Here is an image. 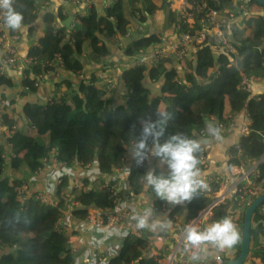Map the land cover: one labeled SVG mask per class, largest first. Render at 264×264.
Returning a JSON list of instances; mask_svg holds the SVG:
<instances>
[{
  "label": "trees",
  "instance_id": "trees-1",
  "mask_svg": "<svg viewBox=\"0 0 264 264\" xmlns=\"http://www.w3.org/2000/svg\"><path fill=\"white\" fill-rule=\"evenodd\" d=\"M9 5L23 13V25L28 26L27 38L32 42L27 58L34 60L30 67L23 69L20 84L25 91L22 95L36 90V77L53 71L56 64L78 75L86 65H102L109 59L112 55L110 44L117 45L125 56L132 57L161 44L165 32L190 28L179 21L176 11L166 0H113L102 15L92 4L70 27L56 26L57 16L53 11H47L43 20H39V0H9ZM251 8L253 13L243 16L231 27L236 54H228L206 41L192 50L194 62H189L183 75L171 67L167 57L153 68L134 64L123 70L121 76L126 88L123 104L115 105V91L109 92L104 86H98L101 70L79 79L78 88L72 79L56 83L58 90L61 86L64 89L45 103L27 102L23 107V120L8 121L6 115L12 116L10 107L14 101L7 104L0 101V113L4 114L7 126H15L8 137L14 154L9 160V174L3 171L7 162L3 156L6 147L0 140V264H80L70 244L75 232L60 226L64 211L72 207V215L85 219L89 209L105 212L114 207L109 193L101 185L107 180L110 183L117 181L115 170L126 168L130 152L124 146L129 131L136 125L138 133L142 119H156L158 107L172 114L166 134L182 131L201 141L207 118L214 116L222 122L224 135L236 115L247 109L251 118L250 131L240 138L239 146L244 154L254 158L264 155V93L250 97L249 92L239 88L241 72L253 79L264 78V15L256 0L251 1ZM158 15L160 19L156 17ZM134 21H151L158 31L140 34L123 46L120 38L129 35V26ZM9 29L12 34L19 33L18 29ZM55 53L60 61L52 60ZM235 57L236 64L232 62ZM146 77L150 80L149 85L144 82ZM178 77L183 79L178 81ZM156 83L161 85L159 94L151 91V84ZM18 85L0 70V87L15 88ZM203 151L201 146L199 159ZM237 151L234 144L229 153L232 155ZM51 154L58 163L70 168L95 154L101 176L96 178V184L91 183L90 177L80 178L85 186L76 188L64 174L59 178L56 191L52 192L57 204L44 203L34 196L19 204L17 188L44 170V158ZM233 163L236 160L229 158L228 166ZM151 166L159 170L158 158L153 157L143 164H137L135 159L132 161L130 174L123 180L130 185L131 198L146 193L154 199L150 189L143 188L141 179L146 168ZM260 171L264 178V162ZM210 202V198L200 193L191 201L167 204L168 210L156 213L167 215L170 221L183 217L187 223ZM230 206L228 203L216 208L215 219L229 215ZM239 230L241 240L234 248L236 256L242 246L243 222ZM162 233L145 227L139 236H123L119 251L102 264H159V257L167 249L155 257L147 256V252L151 240ZM251 233L255 236V244L246 261L264 264V224L258 223L255 229L252 227Z\"/></svg>",
  "mask_w": 264,
  "mask_h": 264
},
{
  "label": "built area",
  "instance_id": "built-area-1",
  "mask_svg": "<svg viewBox=\"0 0 264 264\" xmlns=\"http://www.w3.org/2000/svg\"><path fill=\"white\" fill-rule=\"evenodd\" d=\"M69 1L79 2V0ZM166 1L169 3L171 9L176 11L179 21L182 24H187L190 28L183 31L172 30L173 38L171 40L164 42L166 39L165 35V39L161 44L154 45L144 53L138 54L134 60V64L146 65L153 68L158 65L163 57H167L171 60V67L175 68L178 73L180 71L181 75L188 70L189 62H194L192 50L197 45L206 41L220 47L228 54H236L237 50L231 33V27L234 23L240 21L243 16L254 12L251 8L252 0ZM8 6L9 0H0V45L3 48V58L0 62V70L3 73L19 66L23 67V69L30 67L34 60L33 58H22L19 54L18 43L20 35L17 33H10L9 27L4 22ZM261 10L264 15V7H262ZM138 31L140 34L145 32V23H141V25L138 26ZM54 59L60 61L57 54ZM52 60L50 62H52ZM232 62L234 64L237 63L236 57ZM57 67H60V65L58 64ZM241 76L242 80L239 84V88L249 92L250 97H252V84L255 79L248 77L244 72H241ZM182 79L183 78L180 77L177 78L178 81H181ZM99 80L103 82L104 88L109 92H113L118 88L117 74L101 71L99 73ZM39 86V80H37L35 82V87ZM242 112L244 113V123L239 140L235 143L238 147V151L235 154L230 155V158L236 160V163H233L225 173H206L209 168V163L207 161L206 152L203 151L200 158V168L207 183V188L201 193L210 198L211 202L201 209L194 219L190 222L184 223L177 236L170 233H162L157 234L155 238L151 240L150 257L159 256L164 248L168 249V252H165L162 257H159V264H223L238 256H236L235 249L220 250L211 243L196 247L188 244L185 240V229L188 225H196L203 229L207 224L217 220L214 217L215 209H219L228 203L231 205L228 210L229 215L233 217L234 222L239 228L241 222H244L246 209L258 196L264 193V178H262L260 171V165L264 162V155L254 158L251 155L244 154L239 146L240 138L248 135L250 131L249 125L251 123V118L247 109ZM210 118L215 121L218 132L224 131V124L222 122L214 116ZM10 129L14 130L15 126H12ZM202 133L200 132V135H202ZM262 142L264 145V138ZM8 146L11 149L10 151L5 150V154H3L7 161L6 165L3 167V171H6L9 174V160L11 157H14V154L12 152V144L8 142ZM44 162L45 167L60 164L55 155L52 154L44 158ZM124 170L125 167L116 168L115 172L118 176L117 181L110 183V180H107L101 185V188L109 193V197L112 200L114 207L105 212L98 208L89 209L85 220L96 230L111 228L119 231L122 237L127 235L139 236L142 233L143 228L138 227L137 222L134 219L136 211L130 205L132 199L131 193L125 191L120 185L125 179L122 177ZM90 181L93 184V180ZM71 184L76 188L85 186L83 180L80 178L75 179ZM17 195L20 201L19 204L26 202L31 196H34L44 203L52 205L58 203L54 193L35 191L33 188L32 177L17 188ZM167 204L168 203L166 202H159L157 198L154 197L151 208L155 212L166 211L168 210ZM71 209L72 207H68L64 211V218L65 216L72 214ZM257 219L258 222L256 221ZM253 220L256 226L258 223L264 224V202H262L255 210L252 217V221ZM60 226H63L66 229L63 221ZM170 240L172 241V244L171 248H168L166 244ZM193 256L199 257V260L194 261L192 259ZM94 257L97 261L102 263L103 256L100 252H94ZM253 259H255V257H253ZM244 264L249 263L246 261Z\"/></svg>",
  "mask_w": 264,
  "mask_h": 264
},
{
  "label": "crops",
  "instance_id": "crops-1",
  "mask_svg": "<svg viewBox=\"0 0 264 264\" xmlns=\"http://www.w3.org/2000/svg\"><path fill=\"white\" fill-rule=\"evenodd\" d=\"M113 0H79L78 1H69V0H48V3L44 0H39V20H43V16L47 11H53L57 16L56 26L64 25L65 20L71 15L73 17L71 25L73 26L77 23L79 17L85 15L89 7L94 4L97 9L103 14L104 8L109 6ZM158 19L161 17L156 16ZM141 23L132 22L129 26V36L120 38V43L125 46L133 39L140 35L138 31V26ZM19 30L20 40L18 43L19 54L22 58L27 57V52L29 47L32 45V42L27 38L28 26H24ZM156 27L152 24L151 21L145 22V33L157 32ZM163 32V31H162ZM166 39L164 42L171 40L173 38L172 31L165 32ZM112 55L109 59L105 60L102 65L90 64L86 65L84 71L81 74H73L69 71H65L61 67L49 72H44L41 77H36L39 80L40 86L37 87L34 91H29V93L22 95V92L25 91L22 86L21 81L23 79V67H15L6 71L7 75L11 76L19 85L15 88H9L2 86L0 87V101L3 104H7L10 101H14L11 105L13 109L12 116H8V121H13L16 119H25L23 115V107L27 102H42L45 103L53 96L57 95L64 89V86H61V89L58 90L56 83L61 82L64 79H72L76 83L78 88L79 79L82 77L85 78L89 76L92 71L101 70L114 73L118 75V88L114 92V103L115 105L123 104L124 94L126 88L122 82L121 76L123 70L134 65V60L136 56L127 57L124 55L123 51L118 49L117 45H108ZM151 48V47H150ZM56 57V53L53 58ZM3 58V48L0 45V62ZM111 62H114L112 65ZM172 64V63H171ZM34 75H31V78ZM146 85L150 84L148 77L144 80ZM151 91L153 94H159L161 85L156 83L152 86ZM98 86H103V82L100 81ZM261 93H264V78L255 79L252 84V95L258 96ZM244 123V113L241 112L238 116L235 117L233 123L228 130L220 131L218 133H213L209 131L208 125H212L216 128L215 121L211 118H207L205 135H203L202 146L206 152L207 161L209 163V168L206 173L211 172H221L225 173L228 171V161H229V151L230 147L238 142L239 136L241 134L242 126ZM217 129V128H216ZM12 131L10 126H7L5 121L4 114L0 113V140L5 144L6 150L10 151L8 146V136L11 135ZM134 158L129 152L126 167H129ZM153 167V166H151ZM68 175L71 183L78 178L90 177V180H93V183L96 182V178L101 176L98 167V161L96 155L87 156L82 164L74 165V167H67L63 164H58L56 166L45 167L44 170L32 176L33 178V188L35 191L39 192H55L60 176ZM121 187L130 192V185L127 182H121ZM153 198L146 193L142 196H136L131 199L130 205L135 209L136 215L141 214L145 211L151 213L150 219L148 222V229L155 232L170 233L174 236L179 234L182 225L184 224V218L180 217L176 221H170L167 219V215L163 213H156L152 210L151 204ZM64 226L68 231H74L75 234L70 239V244L74 252L78 255L77 262L80 264H102L103 262L108 261L112 255L117 253L122 244V235L119 231L104 228L102 230H96L90 226V224L85 219L77 218L74 215H67L63 220ZM170 243V244H168ZM172 241L167 242L166 246L171 248ZM164 247V245H163ZM165 251H162V253ZM94 252H100L103 256V261L100 263L94 257ZM168 252V249L166 250ZM151 255V249L147 252V256ZM252 263V262H251ZM260 264V263H258Z\"/></svg>",
  "mask_w": 264,
  "mask_h": 264
},
{
  "label": "clouds",
  "instance_id": "clouds-1",
  "mask_svg": "<svg viewBox=\"0 0 264 264\" xmlns=\"http://www.w3.org/2000/svg\"><path fill=\"white\" fill-rule=\"evenodd\" d=\"M23 13L11 5L4 17L5 24L13 29L23 27ZM172 114L167 109L158 107L156 119L145 118L140 121L139 132L136 125L129 131L130 135L124 144L129 149L137 164L158 158L159 170L147 167L142 174L143 188L150 189L155 198L178 205L191 201L197 194L207 188V183L200 168L201 140L185 134L182 131L167 133ZM209 131L218 133L212 125ZM126 167L123 178L130 174ZM151 213L145 211L134 217L138 227H148ZM185 240L196 247L211 243L220 250H232L241 240V232L231 215H224L207 224L203 229L196 225H188L185 229ZM194 261L199 257L193 256Z\"/></svg>",
  "mask_w": 264,
  "mask_h": 264
},
{
  "label": "water",
  "instance_id": "water-1",
  "mask_svg": "<svg viewBox=\"0 0 264 264\" xmlns=\"http://www.w3.org/2000/svg\"><path fill=\"white\" fill-rule=\"evenodd\" d=\"M262 7H264V0H256ZM73 17L70 15L65 22L64 25L70 27ZM264 202V193L258 196L251 205L246 209L244 222H243V232H242V246L240 253L238 256L223 264H244L249 256L251 250V229H252V217L259 205Z\"/></svg>",
  "mask_w": 264,
  "mask_h": 264
},
{
  "label": "rangeland",
  "instance_id": "rangeland-1",
  "mask_svg": "<svg viewBox=\"0 0 264 264\" xmlns=\"http://www.w3.org/2000/svg\"><path fill=\"white\" fill-rule=\"evenodd\" d=\"M116 90H117V89H116ZM116 90H115V91H116ZM113 92H114V91H113ZM252 227H253V229L256 228V225H255L254 220L252 221ZM254 244H255V236L252 235V236H251V246H254ZM249 261H250V260H248L247 263H248Z\"/></svg>",
  "mask_w": 264,
  "mask_h": 264
}]
</instances>
